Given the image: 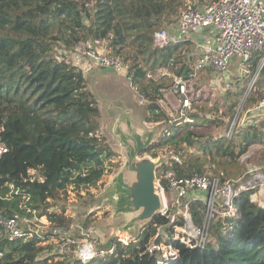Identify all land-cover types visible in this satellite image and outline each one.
Masks as SVG:
<instances>
[{
    "label": "trees",
    "instance_id": "trees-1",
    "mask_svg": "<svg viewBox=\"0 0 264 264\" xmlns=\"http://www.w3.org/2000/svg\"><path fill=\"white\" fill-rule=\"evenodd\" d=\"M183 7L184 0H0V143L7 148L0 155V217L30 218L29 208L64 225L69 219L62 203L68 186L78 194L98 188L108 160L117 155L100 130V105L84 71L59 49H70L87 38L105 39L107 53L128 65L131 85L142 86L146 73L161 67L187 76L192 59L182 50L189 49L190 42L170 41L162 47L153 43L154 32L173 24ZM260 58V52L252 56V71ZM199 80L193 83L194 92L200 89ZM263 85L264 64L245 109L263 96ZM241 93H226L229 109L237 106ZM217 104L213 101L218 108L224 105ZM154 108L147 106L152 115L148 120L161 119ZM219 114L213 119L195 115L192 125H168L170 134L161 133L145 152L166 144L175 152L195 146L201 155L185 156L180 164L171 159L164 168L178 175L210 173L220 179L242 175L240 156L253 144L264 145V118L250 122L232 138L200 132L217 127ZM258 159L255 165L263 166L264 151ZM256 192L243 190L234 197L235 215H214L205 246L189 248L174 241L179 255L167 264H264V205L255 199ZM57 205L60 211L51 209ZM204 207L200 201L190 204L197 224ZM168 222L167 217L156 216L127 244L113 237L109 242L115 246L113 253L87 263L52 250L55 245L47 242V235L14 240L0 236V264H166L148 252L147 244L155 226L165 228Z\"/></svg>",
    "mask_w": 264,
    "mask_h": 264
},
{
    "label": "built area",
    "instance_id": "built-area-1",
    "mask_svg": "<svg viewBox=\"0 0 264 264\" xmlns=\"http://www.w3.org/2000/svg\"><path fill=\"white\" fill-rule=\"evenodd\" d=\"M196 28L206 29L214 33L215 44H203L198 51L188 53L192 64L187 76L177 75L169 69L161 67L155 71H148L143 79L142 86L131 85L136 92L139 102L146 107L155 105L154 113L161 114V119H149V125H160L161 133L170 134L168 125L194 124L196 116L200 115L198 97L194 92L193 83L200 74L211 69L212 78L216 82H222L223 76L229 64L235 61L239 70L240 80L248 76L247 87L243 88V98L237 107L238 114L229 121L222 130L215 132V137L232 138L244 126L250 122V116L246 114L241 118L243 104L250 93L254 90L259 71L264 64V1L262 0H184V7L179 13L176 21L167 27L156 30L153 34V43L162 47L168 42H179V38L187 36ZM172 30L177 37L172 36ZM105 39L87 38L84 41L74 44L70 49H59L67 56L73 65L88 70L92 66L112 68L113 70L124 71L127 76L128 65L119 57L107 53ZM186 53L185 49L182 50ZM260 52L261 58L255 70H251V58ZM236 59V60H235ZM199 88L204 90L206 85L212 86V82L206 83ZM131 84V83H130ZM214 86V84H213ZM222 90H228L230 85L225 83ZM218 91L221 90L219 86ZM221 108V107H219ZM214 111V110H213ZM220 111V110H219ZM248 112L256 117L258 113L264 115V94L259 98ZM221 112V111H220ZM206 117L213 119V113H205ZM152 115L149 112V117ZM246 117V118H245ZM251 119V118H250ZM249 119V120H250ZM187 149V148H186ZM7 151L4 144L0 143V155ZM165 156V163L160 164L156 170L155 185L161 197V207L157 216H164L169 219L166 227L156 225L153 237L147 244V250L155 254L160 263H169L177 259L178 250L173 242L180 241L189 248L203 247L210 240L209 228L216 213L222 216L236 214L233 199L243 190L256 188L257 192L264 188V165H250L242 175L237 178L224 177L210 173L192 172L189 175H178L174 169L164 168L169 160L181 163L182 153L173 149L157 148L148 153L153 159ZM34 170H31L33 173ZM12 188V185H10ZM200 201L204 204L202 221L197 224L193 219L190 204ZM225 206V208L223 207ZM220 207H223L220 209ZM182 210V219L174 227L173 219L176 213ZM32 217L25 222V228L20 224L18 215L0 217V236L7 240H14L23 236H38L43 239L48 236V243L55 245L60 254H70L82 263H87L95 258H101L108 253H113L114 245L99 248V241L91 236L92 228H84L81 224H75L78 239H74L68 230L58 223L52 222L46 215H37L34 210ZM181 225H184L182 227ZM127 234V233H125ZM123 237L116 234L119 241L127 244L131 235ZM2 252H0L1 254Z\"/></svg>",
    "mask_w": 264,
    "mask_h": 264
},
{
    "label": "rangeland",
    "instance_id": "rangeland-1",
    "mask_svg": "<svg viewBox=\"0 0 264 264\" xmlns=\"http://www.w3.org/2000/svg\"><path fill=\"white\" fill-rule=\"evenodd\" d=\"M233 63H235V61H233ZM236 67L237 66L229 67L233 72V78L229 77L230 82H235L237 76L241 74ZM86 68L88 67H85L84 69ZM227 76L230 75L227 74ZM85 77L88 88L95 94L96 98L99 101L101 111L103 112V116L100 119L101 129L103 132L106 133L107 139L112 145V147H115L114 149L118 151V146L116 145L115 141L111 136V133L108 130V127L113 119L111 117L114 116V112L116 111L124 113L126 112V110L135 111L136 114H141V113L145 114L144 111L146 109L145 105L139 102V98L136 92L134 91V89L132 88L129 79L123 70L108 71V70H103L99 66H92V68H90L85 73ZM244 79L246 82L248 76H246ZM206 86L207 87L206 89H204V91L202 89H199V91L196 93L198 97V102H200L199 103L200 115H198V117H204V119H206L205 113L208 114L214 113L216 109L217 111L220 110L222 112L221 115L224 116L223 119L225 120L227 119L231 120L235 114L236 115L238 114L240 109L237 112V107L239 106V103L243 98L242 89L222 90L224 86L221 82H216L214 86H210V85H206ZM217 86L221 88L220 91H218ZM235 86L236 83L234 84L233 89L238 88ZM246 87L247 85L245 86V88ZM239 91L242 92L239 103L237 104V106H235V108L229 109L227 104L228 100L226 93L236 94L239 93ZM216 100H218V104H217L218 106L222 105L223 103L224 105L221 106V108L216 107L215 105H213V101ZM258 100H256L255 102H257ZM255 102H253L252 104H254ZM244 105L245 103L242 105L243 110L240 113L241 118H244L243 116L246 114V117L250 116V118L252 119L253 113L247 111V109L251 108V104L247 105L246 107L248 108L246 109ZM201 106L204 107L201 108ZM257 116L258 118L262 117L261 113H258ZM200 132H204L207 135L212 134V130H210V127H204L203 129H201ZM170 146H171L170 144H166L163 147H159V149H164V147H167L169 149ZM249 149H251L250 156L246 157L243 160L247 159L246 160L247 164L248 161L250 163H256L255 161L259 160L258 156L260 151H264V150L258 149L256 147L255 148L249 147ZM254 150L258 152H253ZM180 152L182 153L183 157L192 154L196 156L202 154L201 149H198L195 146H183V149H181ZM164 155L167 157V155L163 153L162 156L164 158H165ZM120 160L122 161V155L118 153L115 157L108 160L110 162L109 166H107V170L103 175V181L99 183L98 188L91 187L89 192L85 191L84 189H81L79 191L80 194H78V192L75 189H73V185L68 186V188L66 189V195H65L66 198L65 200H63L62 203L65 206L64 213L67 216V218H69L70 220L66 218L67 221L65 222L64 225L61 226L64 229L68 230L67 233L70 234L72 238L76 240L78 239L77 231L74 227L75 224H81L84 226L85 229L91 227L92 228L91 236L99 241L98 244L99 248L107 247L109 245L110 240L113 237H116L115 236L116 233L114 232V230L119 225L121 219L120 217H116V215H114V211L111 207L110 201L107 200V195L105 191L111 176L117 171V169L120 166ZM208 165H211V162H209ZM110 172L111 174L108 175ZM58 208H60L59 205L51 209H53L54 211H60V209L58 210ZM28 219L29 218L27 217L25 218L23 216L20 217V224L23 228H25V222L28 221ZM118 233H120L123 237H127L126 235H128L125 234L123 231H120ZM51 249L56 251L54 246Z\"/></svg>",
    "mask_w": 264,
    "mask_h": 264
},
{
    "label": "water",
    "instance_id": "water-1",
    "mask_svg": "<svg viewBox=\"0 0 264 264\" xmlns=\"http://www.w3.org/2000/svg\"><path fill=\"white\" fill-rule=\"evenodd\" d=\"M146 119L147 110L143 117L131 110L124 113L116 111L108 127L118 146V153L122 155L121 164L111 176L105 191L114 215L121 219L114 230L116 234L119 231L138 233L143 225L158 215L161 207L155 178L157 167L165 163V158L153 159L148 154H140L156 140L160 125H149Z\"/></svg>",
    "mask_w": 264,
    "mask_h": 264
},
{
    "label": "crops",
    "instance_id": "crops-1",
    "mask_svg": "<svg viewBox=\"0 0 264 264\" xmlns=\"http://www.w3.org/2000/svg\"><path fill=\"white\" fill-rule=\"evenodd\" d=\"M262 1H264V0H262ZM175 38L177 37V35H176V33H175V31L174 30H172V33H171ZM213 36H214V33H211V32H208L206 29H202V28H196L195 30H193V31H191L187 36H182V37H177V38H179L180 40H179V42H181V41H185V42H190V44H191V47H189V49L188 48H186V47H183V50L185 49V51H188L189 53L190 52H194V54L198 51V49H199V47L201 46V45H203V44H208V43H211V44H215V42L213 41ZM236 60V59H235ZM230 66H236L235 65V63H233V61H232V63L231 64H229V67ZM228 67V69L226 70V72L224 73V76H223V81L221 82L223 85H225V83H227V84H229L230 85V88H232L233 89V87H234V84L236 83V86L235 87H238V88H236V89H233V90H241V89H243V88H245V86H246V83L247 82H245V79H243V80H240V75H238L237 76V79H236V81L235 82H230V78L232 77L233 78V72H232V70H231V68H229ZM85 72V71H84ZM86 72H87V70H86ZM85 72V73H86ZM227 74L228 75H230V76H227ZM230 77V78H229ZM86 78V77H85ZM245 78V77H244ZM203 80H206L205 82L206 83H209V80H210V82H212V86H213V84H215L214 82L215 81H213L214 80V77L212 78V72H211V69H208L206 72H203V73H201L200 74V80H199V84L200 85H203L202 83H203ZM204 86V85H203ZM98 100V99H97ZM99 102V101H98ZM100 110H101V108H100ZM146 110V109H145ZM144 110V111H145ZM149 110H147V119H146V123H147V120H148V118H149ZM219 113H222V112H220V111H217V109L214 111V113H213V116H214V118H216L218 115H220ZM136 114V113H135ZM101 115L103 116V112L101 111ZM106 115H107V113H106ZM136 115H138V116H140V117H143L144 116V114L143 113H141V114H136ZM222 117V119H223V117L224 116H221ZM111 118H113V116L111 117ZM261 118H264V116H262ZM261 118H258V116H254L253 115V117H252V119H246L247 121H249V122H255V123H257ZM101 119V118H100ZM219 119L220 120V124L217 126V127H215V128H213L212 129V133L214 134L215 132H217V131H220V130H222L223 129V127H225V126H227L228 125V123H229V121H230V119H227V120H225V119ZM101 122V121H100ZM100 130L102 131V129H101V123H100ZM105 133V132H104ZM105 135H106V133H105ZM111 136H112V138H113V135L111 134ZM107 137V136H106ZM215 137V136H214ZM113 140H114V138H113ZM107 141H108V139H107ZM109 142V141H108ZM110 143V142H109ZM111 145V144H110ZM112 146V145H111ZM250 147H253V148H258V149H263L264 150V145H262V144H253V145H251ZM113 149L115 148V147H112ZM115 150V149H114ZM250 150L251 149H249L245 154H243V155H241L240 157H242V158H240L241 160V162H243L244 164H243V167H244V172L243 173H245V171L249 168V166H250V164H247L246 163V160H243V159H245L246 157H248V156H250ZM115 152L116 153H118V151H116L115 150ZM253 152H258V151H256V150H254ZM261 152V151H260ZM252 153V152H251ZM119 154V153H118ZM120 164H121V160H120ZM251 164H253V165H255V163H251ZM255 166H257V165H255ZM242 173V174H243ZM111 174V172L108 174V175H110ZM115 174V173H114ZM113 174V175H114ZM241 174H239V175H237V176H235V177H230V176H225V177H230V178H237L238 176H240ZM103 180V179H102ZM255 199L256 200H258V202L260 203V204H262V205H264V188L262 189V190H260V191H258V193L256 194V197H255ZM97 208V207H96ZM127 234H129L128 232H126Z\"/></svg>",
    "mask_w": 264,
    "mask_h": 264
},
{
    "label": "bare ground",
    "instance_id": "bare-ground-1",
    "mask_svg": "<svg viewBox=\"0 0 264 264\" xmlns=\"http://www.w3.org/2000/svg\"><path fill=\"white\" fill-rule=\"evenodd\" d=\"M181 219H182V210L176 213V215L174 216V219H173L174 227H177V224L179 223ZM181 226L184 227V225H181Z\"/></svg>",
    "mask_w": 264,
    "mask_h": 264
},
{
    "label": "clouds",
    "instance_id": "clouds-1",
    "mask_svg": "<svg viewBox=\"0 0 264 264\" xmlns=\"http://www.w3.org/2000/svg\"><path fill=\"white\" fill-rule=\"evenodd\" d=\"M81 69H82V68H81ZM82 70H83V69H82ZM88 70H89V69H88ZM88 70H87V71H88ZM83 71L86 72V70H83ZM85 72H84V73H85ZM128 79H129V78H128ZM129 82H130V80H129ZM145 108H146V110H148L146 106H145ZM148 121H149V120H148ZM155 141H156V140H155ZM153 142H154V141H153ZM145 151H146V150H145ZM145 151L141 152L140 154L144 155L145 153H148V152H145ZM34 211H35V210H34ZM29 212H30V211H29ZM31 213H32V212H31ZM35 214H36V213H35ZM25 218H26V217H25ZM30 218H31V217H30ZM30 218H29V219H30ZM119 232H120V231H119ZM124 233H126V232H124ZM130 235L132 236V234H130ZM115 236H116V235H115ZM108 246H109V245H108ZM108 246H107V247H108Z\"/></svg>",
    "mask_w": 264,
    "mask_h": 264
}]
</instances>
